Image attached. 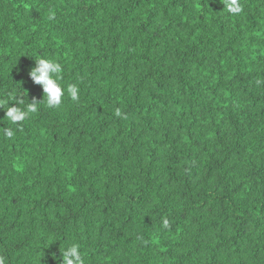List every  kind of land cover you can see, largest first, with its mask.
Wrapping results in <instances>:
<instances>
[{
	"label": "trees",
	"instance_id": "trees-1",
	"mask_svg": "<svg viewBox=\"0 0 264 264\" xmlns=\"http://www.w3.org/2000/svg\"><path fill=\"white\" fill-rule=\"evenodd\" d=\"M228 3L0 0L4 264H264V0Z\"/></svg>",
	"mask_w": 264,
	"mask_h": 264
},
{
	"label": "clouds",
	"instance_id": "clouds-1",
	"mask_svg": "<svg viewBox=\"0 0 264 264\" xmlns=\"http://www.w3.org/2000/svg\"><path fill=\"white\" fill-rule=\"evenodd\" d=\"M227 8L232 14H238L242 10L237 3V0H230V3L227 4ZM36 61L38 66L29 71V77L35 84L42 85L44 96L47 97L46 103L49 108L59 106L61 98L64 95V89H62L61 85L57 83L56 75L61 72V65L43 58ZM78 91L79 89L75 85H70L67 88V92L74 101L78 99ZM35 111H37L35 103L27 105V112ZM26 114V111L21 110L16 106L9 107L5 112V116L13 124H18L23 121ZM116 115H120L119 110H117ZM5 135L11 138L13 133L10 130H6ZM163 227H168L167 220L163 222ZM60 259L63 261V264H84L79 245L77 244L68 246L63 253L60 252ZM0 264H4L3 258H0Z\"/></svg>",
	"mask_w": 264,
	"mask_h": 264
}]
</instances>
